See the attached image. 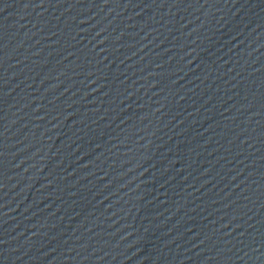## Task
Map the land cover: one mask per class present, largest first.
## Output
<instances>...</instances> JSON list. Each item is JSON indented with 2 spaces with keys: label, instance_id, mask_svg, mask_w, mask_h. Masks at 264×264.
Listing matches in <instances>:
<instances>
[{
  "label": "water",
  "instance_id": "obj_1",
  "mask_svg": "<svg viewBox=\"0 0 264 264\" xmlns=\"http://www.w3.org/2000/svg\"><path fill=\"white\" fill-rule=\"evenodd\" d=\"M0 264H264V0H0Z\"/></svg>",
  "mask_w": 264,
  "mask_h": 264
}]
</instances>
